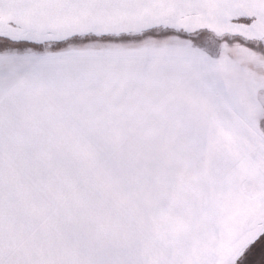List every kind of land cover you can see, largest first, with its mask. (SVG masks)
Here are the masks:
<instances>
[{
  "label": "snow or ice",
  "instance_id": "1",
  "mask_svg": "<svg viewBox=\"0 0 264 264\" xmlns=\"http://www.w3.org/2000/svg\"><path fill=\"white\" fill-rule=\"evenodd\" d=\"M0 264H264V0H0Z\"/></svg>",
  "mask_w": 264,
  "mask_h": 264
}]
</instances>
